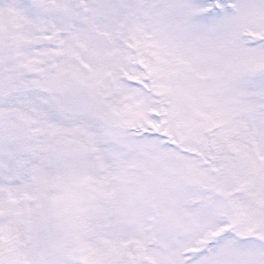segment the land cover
<instances>
[{
  "label": "snow or ice",
  "instance_id": "6c2138e0",
  "mask_svg": "<svg viewBox=\"0 0 264 264\" xmlns=\"http://www.w3.org/2000/svg\"><path fill=\"white\" fill-rule=\"evenodd\" d=\"M0 264H264V0H0Z\"/></svg>",
  "mask_w": 264,
  "mask_h": 264
}]
</instances>
